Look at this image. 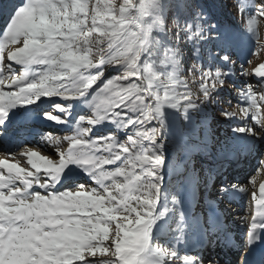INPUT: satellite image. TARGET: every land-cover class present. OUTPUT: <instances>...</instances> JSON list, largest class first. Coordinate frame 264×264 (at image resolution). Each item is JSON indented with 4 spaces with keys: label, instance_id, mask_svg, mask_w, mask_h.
<instances>
[{
    "label": "snow or ice",
    "instance_id": "snow-or-ice-1",
    "mask_svg": "<svg viewBox=\"0 0 264 264\" xmlns=\"http://www.w3.org/2000/svg\"><path fill=\"white\" fill-rule=\"evenodd\" d=\"M174 7L170 13L164 0H14L0 26V128L14 110L46 99L61 115L45 112L43 119L71 127L72 134L45 137L67 142L66 150L57 148L58 160L20 153L34 171L0 160V264H95L90 258L97 256L107 258L99 264H214L203 240L201 249L189 251L199 222L194 225L164 187L165 143L175 136L188 150L185 131L173 128L172 117L191 124L192 113L218 102L214 97L234 73L193 65L188 72L199 76L202 97L193 98L181 78L183 48L199 61L202 46L216 39V25L200 3L176 0ZM249 7L251 32L264 19V0ZM216 58L230 62L228 55ZM13 65L22 69L19 75ZM109 69L116 74L107 75ZM252 75L264 86V64ZM238 95L247 103L240 117L226 110L221 116L241 119L243 126L232 129L237 136L258 138L247 121L264 128V95L251 86ZM77 103L87 116L72 125ZM105 125L115 131L95 136ZM73 168L96 187L65 189ZM252 198L249 250L264 241V184ZM221 231L218 221L207 225L209 245Z\"/></svg>",
    "mask_w": 264,
    "mask_h": 264
},
{
    "label": "rangeland",
    "instance_id": "rangeland-1",
    "mask_svg": "<svg viewBox=\"0 0 264 264\" xmlns=\"http://www.w3.org/2000/svg\"><path fill=\"white\" fill-rule=\"evenodd\" d=\"M205 1L208 4L212 1L219 4L222 9L221 12L224 15H228L226 19H229L230 22H232V19L235 21V23L232 22L235 24V29L233 28L232 33L226 35L224 44L211 41L203 45V51L199 61L192 55L188 47L183 48L184 67L181 78L188 82V87L192 91L193 98H196L201 97L199 91V76L195 73L190 74L188 72V69L193 65L199 66L200 63H203L205 69L211 65L213 70L217 67L221 71H228L230 69L234 74L225 78V83L222 88H219V85H217L219 92L214 99L218 102L204 106L198 113H192L191 119L194 122L184 127V131L189 132L192 136L189 138L183 137V143L187 144L189 148L187 151L183 150V153L177 155V164L173 165L172 175L176 176L177 179L179 178L180 181L177 189H174L175 187L169 184L172 182L169 167L165 170L168 175L167 177H170V181L166 182V184L164 182L165 189L170 194L173 193L178 196V199L182 201L184 211L194 225L197 221L199 222V228L194 227L193 229L189 248L191 252L198 250V245L200 244L201 238H203V233L200 232L202 224L207 227L206 223L207 221H211L210 217H214L220 210L226 215L224 227L222 228L224 230L222 231L225 232V239L230 246L227 243L226 245L231 248L234 245L238 246L242 238L246 236L247 228L251 223V217L255 215V208L250 209L251 204L253 202L255 203L252 198V193L256 192L258 198L260 185L264 184V165L259 163L261 160H264V128L256 126L249 118L247 122L252 126L258 138L237 136L233 133L232 129L243 126L241 119L229 120L221 116V113L226 110L229 113H233L236 117H240V109L247 106V103L241 100L238 93L242 89H245L246 86H251L257 96L264 95L262 78L252 75L257 67L264 64V19H260L253 31L250 32L247 29V19L254 14L249 5L251 3H259V0ZM120 2L122 0H118V3ZM1 5L2 0H0V26H2L3 20L9 14L5 16L2 13ZM172 10L170 8V13ZM206 10L207 13L210 12L209 7ZM222 24H225L224 20H222ZM168 27H172L171 23L168 24ZM214 33L212 31L211 35ZM217 54L220 56L228 55L230 62L225 65L218 58L214 59ZM7 63V60H5V65ZM13 68L17 75L22 71L20 66L13 65ZM241 72L245 73V75H241ZM114 73V70H107V75L109 76ZM55 103L62 102L56 100ZM77 106L82 108L79 104ZM30 112L41 114L42 116L45 112H51L53 115H61L55 111L54 106L46 99L41 104L30 106L28 109L14 110L10 114V121L7 126L0 128V132L3 133V135H0V141L8 143L14 148L8 152L3 150H0V152L14 159L16 158L23 165L22 168L33 170L27 164L26 156H21L20 153L35 151L44 157L58 160L57 148L61 151L66 150L68 147L67 142L65 141L60 145H56L54 142L46 140L45 137L51 134L52 141L61 139L65 135L72 134V128L58 126L53 122L49 124V121L46 120V123L51 127L35 128L37 133L27 132L25 131V127L20 128V126L22 125V119L24 120ZM79 115L87 116V110H78L77 108L74 111L72 121H70L72 125L75 124V119ZM172 124H175L173 117ZM114 131V128L105 125L96 128L94 135L103 136ZM117 135L120 140L124 139L123 134L117 133ZM169 138L171 139V136ZM169 138L168 140H170ZM39 142L43 145H48L52 151L42 153L38 145ZM165 145L169 147V150L171 148L176 150L180 148L176 137L171 145H168L167 142ZM165 156L166 160H168L170 156L169 152L165 153ZM0 160H3V157L0 156ZM167 164L169 166L168 161ZM188 169L189 172L186 174ZM40 175L43 177V173ZM236 177L237 179H235ZM80 184H83L88 190L96 187L94 183L87 180H82ZM233 185L236 187H244L246 192L239 193L234 191L232 188ZM63 187L73 191L76 189L75 185L71 186V182H67ZM33 191L41 190L34 188ZM219 214L222 215V218L224 217V214L220 212ZM242 222H244L243 227L241 226ZM212 237L218 241L221 239L219 235ZM218 250L220 251L222 249L218 247L215 250V254H205L213 258L214 264H228L224 256V259L219 258ZM90 259L95 264H99V261L107 258L97 256ZM230 264L235 263L231 262Z\"/></svg>",
    "mask_w": 264,
    "mask_h": 264
},
{
    "label": "trees",
    "instance_id": "trees-1",
    "mask_svg": "<svg viewBox=\"0 0 264 264\" xmlns=\"http://www.w3.org/2000/svg\"><path fill=\"white\" fill-rule=\"evenodd\" d=\"M164 2L166 4H168L170 6V8H172V12H175V3H176V0H164ZM194 3H200L202 7H204L205 9L207 7L210 8V12L207 13L208 17H209V23L211 24H214L216 25V28L215 30H213V32H215L212 36L216 39H213L212 41L214 43H223L224 44V38H226V35L232 33V30L235 29V21L232 19V22L229 21V19L227 20L226 17L228 16L227 14L224 15L221 11V7L219 4L215 3V2H211L208 4V2H206L205 0H193ZM13 3H14V0H2V13L5 14H8L10 12V9L12 8L13 6ZM223 7V6H222ZM169 8V10H170ZM222 20H224V23L225 24H222ZM207 27V25H205ZM234 28V29H233ZM116 72L112 75H115ZM78 104V103H77ZM78 108V110L80 109H83V108H79L77 105L75 107V110ZM74 110V111H75ZM86 110V109H85ZM173 119H174V122L175 124H172L173 128H182L184 129V127L187 125L185 122H183L181 119H179L178 117H175L173 116ZM193 119H191V123L194 122L192 121ZM185 137L189 138L191 137L192 135L189 133V132H186L185 131ZM170 139V138H169ZM175 139V136H171V139L170 140H167V144L168 145H171L172 141ZM187 145V144H186ZM195 146V145H193ZM197 147V146H195ZM187 148H189V146L187 145ZM170 154L169 158H168V163H169V169H170V177H172V182H170L169 184L173 187H175L174 189H177L178 187V184H180V181H179V178L177 179L176 176H173L172 175V170H173V165H176L177 164V161H176V157L179 153H183V150H181L180 148H178L177 150L176 149H170L169 150V147H166L165 145V153H168ZM191 165V164H190ZM189 172V169L187 171L186 174H188ZM167 173L165 172V184L166 182L170 181V177H167ZM167 179V181H166ZM173 189V190H174ZM173 194V193H171ZM171 194H170V198H171Z\"/></svg>",
    "mask_w": 264,
    "mask_h": 264
},
{
    "label": "bare ground",
    "instance_id": "bare-ground-1",
    "mask_svg": "<svg viewBox=\"0 0 264 264\" xmlns=\"http://www.w3.org/2000/svg\"><path fill=\"white\" fill-rule=\"evenodd\" d=\"M49 124L51 123L52 124V122H48ZM10 126H11V124H10ZM31 139V138H30ZM26 140V139H25ZM22 141H24V140H22ZM22 141H19V142H22ZM39 148H40V151L42 152V153H49V152H51L52 150H51V148L48 146V145H43V144H41L40 142H39ZM47 146V147H46ZM12 148H14V147H12L10 144H8V143H6V142H2V141H0V150H3V151H5V152H8L9 150H11ZM41 153V154H42ZM0 156L1 157H3V160H7L9 163H16V164H18V166H20V167H22L23 165H21V163L20 162H18V160L15 158H12V157H10V156H8V155H6V154H3V152H0ZM83 177L85 176L84 174L82 175ZM76 181H79V179H77ZM73 184H76V182H74ZM80 184V183H79ZM79 184H77V185H79ZM255 213H256V206H255ZM216 218H217V220H220V219H222V215H220L219 213L215 216ZM228 238V237H227ZM228 240H230V239H228ZM226 243H227V241H226V239L224 238V240L221 242V243H212V244H208V243H206L205 244V246H207V248H208V251H210L211 249H213L214 247H220L219 249H222L221 250V255L222 256H224L225 258H226V263L228 262V264H230L231 263V259L232 258H234V255H235V253H236V250H237V248H236V245H234V246H232V248L231 247H228V246H230L229 245V243H227V245H226ZM264 244V241H262L261 243H259L258 244V246H262ZM204 246V245H203ZM213 254H215L214 252H213ZM216 257V256H215ZM239 259H240V256H238L237 257V264L239 263Z\"/></svg>",
    "mask_w": 264,
    "mask_h": 264
}]
</instances>
